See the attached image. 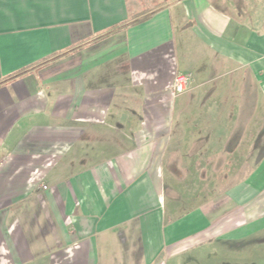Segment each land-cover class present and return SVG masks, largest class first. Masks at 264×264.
Returning a JSON list of instances; mask_svg holds the SVG:
<instances>
[{
    "label": "crops",
    "instance_id": "1",
    "mask_svg": "<svg viewBox=\"0 0 264 264\" xmlns=\"http://www.w3.org/2000/svg\"><path fill=\"white\" fill-rule=\"evenodd\" d=\"M250 102L264 0H0V264H264Z\"/></svg>",
    "mask_w": 264,
    "mask_h": 264
},
{
    "label": "rangeland",
    "instance_id": "2",
    "mask_svg": "<svg viewBox=\"0 0 264 264\" xmlns=\"http://www.w3.org/2000/svg\"><path fill=\"white\" fill-rule=\"evenodd\" d=\"M249 92L251 94H253V98H255V93L253 92H256L255 91V87L254 85L250 82L249 83ZM188 90V89H187ZM186 90V91H187ZM233 92L231 93L234 94V96L237 95V91H236V88H232ZM224 93V91L222 90V94ZM252 98V97H251ZM252 100V99H250ZM252 106H254V108H256L255 104L250 102V112H249V119L247 120V127H248V132L249 134L247 136H245V139L243 140V145L240 144V148L243 147L244 150H237L235 151L233 154H232V160H231V163H232V172L234 174L233 178H235L237 175L236 172H238V170L241 168L240 167V163H241V160L243 159H248L249 161V164H248V169H251L252 168V165L253 163L255 162L256 158H257V155H259L261 153V148H262V144L264 142V135H262L260 132L261 130L263 131V124H264V119H262L261 115L259 112H255L252 110ZM261 114H263V112H261ZM260 133V134H259ZM247 156V157H246ZM214 158H217V164L220 165V167L218 166L217 170L214 171V170H211V173H215L213 175H211L210 177H207V179H209L211 182L207 181V180H204V183L201 182V184L199 185L200 187V195L202 196V198H200L199 200H195V201H206L207 199V194H208V190L212 188H215V193H218L221 191V189H223L224 187V182H223V179H224V176H225V168L223 166V162H225V158H226V155H225V152L224 151H217L216 152V155L214 156ZM228 158V156H227ZM229 162V159L227 160V166L229 165L228 164ZM228 168L227 167V170L228 171ZM166 172V171H165ZM168 173H166L167 175ZM216 179V183H214L213 179ZM222 180V181H221ZM213 193V192H211ZM206 195L205 197L203 195Z\"/></svg>",
    "mask_w": 264,
    "mask_h": 264
},
{
    "label": "built area",
    "instance_id": "3",
    "mask_svg": "<svg viewBox=\"0 0 264 264\" xmlns=\"http://www.w3.org/2000/svg\"><path fill=\"white\" fill-rule=\"evenodd\" d=\"M191 81L190 74H176L171 84L173 94H181L189 89Z\"/></svg>",
    "mask_w": 264,
    "mask_h": 264
}]
</instances>
